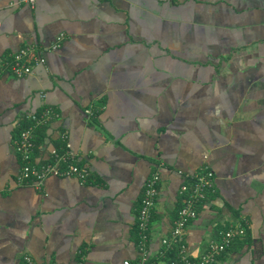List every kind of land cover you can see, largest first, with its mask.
Here are the masks:
<instances>
[{
    "label": "crops",
    "instance_id": "1",
    "mask_svg": "<svg viewBox=\"0 0 264 264\" xmlns=\"http://www.w3.org/2000/svg\"><path fill=\"white\" fill-rule=\"evenodd\" d=\"M27 43L45 61L17 76L5 59ZM44 105L59 116L35 129L34 161L67 143L84 181L18 182L14 139ZM205 165L214 189L187 252L243 216L246 233L211 264H264V0H0V264H154L180 183ZM154 170L142 253L136 215Z\"/></svg>",
    "mask_w": 264,
    "mask_h": 264
},
{
    "label": "built area",
    "instance_id": "2",
    "mask_svg": "<svg viewBox=\"0 0 264 264\" xmlns=\"http://www.w3.org/2000/svg\"><path fill=\"white\" fill-rule=\"evenodd\" d=\"M29 1L33 2V0ZM62 36V34L57 36V40L53 42L51 48H56L59 45ZM44 61L42 51L34 43H27L12 52L9 58L5 59V64L13 74L22 76L30 73L34 64ZM58 116L59 110L56 107L44 105L38 111L26 113L22 119L23 122L20 123L22 125L17 137L14 139L15 149L21 159L20 170L17 174L19 183L31 182L40 187L43 179L50 174L75 175L82 181L88 175V168L78 164L67 143H64V146L60 149L56 147L52 149L47 160L39 163L34 161L35 129L37 126L48 123ZM62 137L66 138V130L62 132ZM185 178L178 189V192L182 194V203L176 211L168 236L162 239L163 246L159 251V259L153 262L154 264H211L220 253L227 250L236 238L246 233L248 221L243 216L238 217L233 221H229L220 230L219 237L211 239L208 247L203 252L197 256H191L187 252L184 241L185 229L190 220L196 217L200 202L207 198L209 192L213 191L214 171L211 167L205 165L200 170L185 175ZM158 179V170H154L147 177L136 215L139 235L138 248L142 253L146 251L145 245L149 238L151 213L158 193ZM170 251H174V255L166 257ZM25 259L28 263L34 264L29 255H25ZM123 264L132 263L129 259H124Z\"/></svg>",
    "mask_w": 264,
    "mask_h": 264
},
{
    "label": "trees",
    "instance_id": "3",
    "mask_svg": "<svg viewBox=\"0 0 264 264\" xmlns=\"http://www.w3.org/2000/svg\"><path fill=\"white\" fill-rule=\"evenodd\" d=\"M21 122H23V120H22ZM41 125H43V124H41ZM38 127H39V126H38ZM37 129H38V128H37ZM37 129H36V130H37ZM36 130H35V131H36ZM34 135H35V138H36V136H37V131L35 132ZM39 135L42 137V135H43V128H42V131H40ZM38 141H39V143H40V140H38ZM59 144H60V143H58L57 145H59ZM63 146H64V145L61 144V145L58 146V147H61V148H62ZM173 255H174V251H170V252L167 253L166 257H168V256H173Z\"/></svg>",
    "mask_w": 264,
    "mask_h": 264
}]
</instances>
